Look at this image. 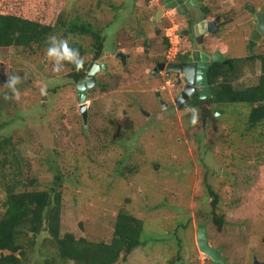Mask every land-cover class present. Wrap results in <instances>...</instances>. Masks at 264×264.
<instances>
[{
	"label": "rangeland",
	"instance_id": "1",
	"mask_svg": "<svg viewBox=\"0 0 264 264\" xmlns=\"http://www.w3.org/2000/svg\"><path fill=\"white\" fill-rule=\"evenodd\" d=\"M55 1L54 26L41 46L0 48V138L12 136L21 155L18 167L0 166V219L6 185L18 177L23 183L17 190L61 191V235L109 242L121 209L141 219L143 243L116 264H215L198 246L201 227L227 264L264 262V125L248 127L251 105L205 101L164 107L162 101L170 103L179 93L182 75L150 69L171 46L166 33H173L178 49L185 40L176 38L182 22L170 8L154 26L158 0ZM199 2L223 14L212 49L220 46L226 56L240 59L234 86L256 83L261 63L248 56L264 53V31L250 49L255 24L244 4L263 10L264 0ZM74 22L89 23L105 36L98 59L93 36L70 30ZM61 37L84 48L79 54L87 64L107 65L88 89L87 122L72 68L66 59L47 55ZM119 50L127 54L126 65L116 56ZM12 75L21 78L18 98L7 86ZM210 189L219 196L222 227L214 221ZM34 241L24 243L25 264H46L48 258L78 264L57 256L48 233Z\"/></svg>",
	"mask_w": 264,
	"mask_h": 264
},
{
	"label": "trees",
	"instance_id": "2",
	"mask_svg": "<svg viewBox=\"0 0 264 264\" xmlns=\"http://www.w3.org/2000/svg\"><path fill=\"white\" fill-rule=\"evenodd\" d=\"M55 7V0H0V48L32 49L34 46H41L54 26L50 21L51 18H55ZM58 18L64 23L61 16ZM70 30L92 35L95 59L100 57L105 46V36L101 32L85 22H74ZM165 42L168 46V38H165ZM69 46L77 49L79 53L85 52L78 44ZM248 57L257 58L261 63L258 81L249 86L236 87L233 78L236 77L234 71L240 59L229 58L227 64L215 63L208 70L211 85V96L208 99L214 104L249 103L251 109L247 123L249 128H253L264 125V53ZM65 63L72 68L70 77L76 82L84 79L92 66L84 62L77 68L68 60H65ZM198 102L199 99L194 97L185 106L198 105ZM236 128L237 126L233 127ZM0 153L3 154V157H0L2 169L8 164L19 166L21 155L12 136L0 138ZM58 177L61 178V175ZM30 182L29 186H32L34 179L32 178ZM18 183L22 184L23 179L17 177L15 182L6 185L5 189L7 207L0 219V264H25L24 260L27 259L25 241L28 242V246H32L35 242L34 237L42 233H48L60 259L73 260L78 264H116L120 258L125 260L129 253L143 243L142 220L124 209L117 213L113 223L112 239L109 242L102 239L90 241L85 237L76 238L72 232L61 235V191L56 187L28 189V186L17 190ZM210 193L213 195L211 204L214 221L218 227H222L223 216L218 211L219 196L212 189ZM46 261V264H54L57 260L48 258Z\"/></svg>",
	"mask_w": 264,
	"mask_h": 264
},
{
	"label": "flooded vegetation",
	"instance_id": "3",
	"mask_svg": "<svg viewBox=\"0 0 264 264\" xmlns=\"http://www.w3.org/2000/svg\"><path fill=\"white\" fill-rule=\"evenodd\" d=\"M173 1H176V3H178V5L179 4H181V5L186 4L188 7V11L186 14H180L178 12L177 8H170L175 12L177 19L182 22L181 23L182 26H181L180 31H179L180 33L178 36H179L180 40H185V43H184L183 47L180 49V51L176 57L172 58V57H169L166 55V57L163 59H157L153 68L150 69V72H152V73L164 72L165 76H169L171 73L178 72L182 75L183 85H181L182 87H181L179 93L176 96H173V101H171L170 103L162 101V104L166 103L167 106L168 105H170V106L176 105V107H177V104H176L177 97L181 94V92L183 90H185L186 85L188 83V78H187L185 72L179 71L177 69H170V67L175 65V64H178V65L181 64V65L185 66L188 63H190L191 64L190 70L192 72L193 80L195 81V84H193V85H195V89H194L193 93L189 96V98L180 107H184L185 104L190 99H192L194 97H197L199 99L198 104H201L202 102L209 101L208 97L211 96V85L209 83V76H208L209 68L218 62L223 63V64H227L228 60L230 58V57L226 56L225 51L220 46L212 49L213 45H217V43H215L214 41H215V38L218 37V34H219V32L223 26V21H224L223 14L210 12V8L207 5H205L203 2H199V1H203V0H170V1L158 0V2L156 3V13H157L159 8L163 9L161 18L159 20L160 22H162L165 17L169 16V15H167L169 8H164V4L169 3V2H173ZM244 8L250 14L253 15V23L255 24V27L252 29V32L255 29H259L260 24H259L258 15H260L261 13H264V9L262 10L261 8H257L256 6H254L248 2H245ZM155 14H154V17H155ZM154 19L152 20L153 21L152 23L154 24V26H159L158 20L155 23ZM212 21H215V23H213ZM203 22H204V26L201 24ZM262 24L264 25V21H262ZM252 32H251V35H252ZM168 33H166V34H168ZM262 36H263V32H262ZM249 48L251 49L250 45H249ZM193 51H195L196 56L198 58L197 62L199 64H197V65H194V62H195L194 58L191 61H189V57L192 55ZM217 51L221 52V54L224 56L222 61L221 60H215L213 58V53H215ZM117 52H116V54H117ZM203 54L208 55L209 58L208 59L203 58ZM117 58L119 59V61H121L123 63L122 59H120L119 57H117ZM162 63L165 64V67L163 69H159L158 71L154 72L153 71L154 68L157 65L162 64ZM124 65H126V64H124ZM204 76L206 77L207 84L209 86L210 91H209L208 95L201 96V93L204 94L205 85L201 89L200 85L197 84V81L198 80L202 81L205 78ZM180 107H177V108H180ZM215 111H216V109H215ZM201 228H204V227H201ZM201 228H199V229H201ZM199 229H198V232H199ZM198 240H199V237H198ZM207 240L209 241V239H207ZM197 243H198V241H197ZM198 246H199V244H198ZM219 252H220V250H219ZM255 259H257V258H254V260ZM214 263L218 264L217 262H214ZM253 263H254V261L250 264H253ZM225 264H227L226 261H225Z\"/></svg>",
	"mask_w": 264,
	"mask_h": 264
},
{
	"label": "water",
	"instance_id": "4",
	"mask_svg": "<svg viewBox=\"0 0 264 264\" xmlns=\"http://www.w3.org/2000/svg\"><path fill=\"white\" fill-rule=\"evenodd\" d=\"M170 1V0H167ZM164 8H177L178 12L180 14H186L188 11V7L186 4H179L176 3V1L173 2H169L164 4ZM162 8H159L157 13L155 14V19L154 22H157V18H161L162 15ZM258 19H259V29H255L252 32L251 35V39L249 41V45L252 48L255 44V42L257 40H259V38L262 37V32L264 31V25L262 24V21H264V13H261L260 15H258ZM213 23H215V21H212ZM204 26V22L201 23ZM215 31V30H214ZM117 57H119L120 59H122L123 63L126 64V59H127V54L123 53V51H118L116 54ZM223 55L221 54V52L217 51L215 53H213V58L215 60H223ZM195 59L194 65L199 64L197 62L198 58L196 56L195 51H193L192 55L189 57V61H191L192 59ZM203 58L208 59L209 56L206 54H203ZM204 59V60H205ZM165 67V64H159L154 68V72L158 71L159 69H163ZM170 69H177L179 71L185 72L187 78H188V83L186 85L185 90H183L181 92V94L177 97L176 100V104L177 107H180L188 98L189 96L193 93L194 89H195V81L193 80L192 77V72H191V64L188 63L187 65L183 66V65H178L175 64L173 66L170 67ZM107 71V65L104 62H99V61H95L91 68L89 69L86 77L84 79H81L77 82V89H78V96H79V100H80V111L82 113V116L85 120V122H87V117H88V103L86 101L87 99V95H88V89L93 87L96 83V73L99 71ZM205 77V76H204ZM197 84L200 85V88L202 89V87H204L205 85V90H204V94L201 93V96H206L209 94V86L207 84V80L206 77L201 81L198 80ZM164 107L167 106L166 103H163ZM215 113H217V110L215 111ZM149 114V113H147ZM198 244H199V248L205 252L207 255H209L215 262H217L218 264H225V259L221 256L219 250L215 247H213L210 242L206 239L207 235H206V229L205 228H201L199 229L198 232ZM253 264H264V262L255 259Z\"/></svg>",
	"mask_w": 264,
	"mask_h": 264
},
{
	"label": "clouds",
	"instance_id": "5",
	"mask_svg": "<svg viewBox=\"0 0 264 264\" xmlns=\"http://www.w3.org/2000/svg\"><path fill=\"white\" fill-rule=\"evenodd\" d=\"M168 37V36H167ZM169 39V37H168ZM170 40V39H169ZM169 49V48H168ZM180 49H178L179 53ZM176 54V56L178 55ZM47 55L51 57H57L59 59H66L71 63L75 64L77 68L81 67L84 63L83 58L80 56L79 51L77 49H73L69 46V39L65 37H61L56 47H48ZM167 55V54H166ZM175 56V57H176ZM53 71H59V68L54 67ZM21 78L18 75H12L9 77L7 81V86L13 91L15 98H18V92L15 87L20 82ZM41 92H44V89H41ZM6 99L9 97H5ZM193 115L191 118V123L196 124L198 119V114L196 109H192Z\"/></svg>",
	"mask_w": 264,
	"mask_h": 264
},
{
	"label": "built area",
	"instance_id": "6",
	"mask_svg": "<svg viewBox=\"0 0 264 264\" xmlns=\"http://www.w3.org/2000/svg\"><path fill=\"white\" fill-rule=\"evenodd\" d=\"M167 36L169 37L170 42H171V46L169 47L167 51V56L174 58L176 54L178 53V47L176 45V42L173 40V33L169 32ZM176 38L179 39V36L176 35Z\"/></svg>",
	"mask_w": 264,
	"mask_h": 264
}]
</instances>
